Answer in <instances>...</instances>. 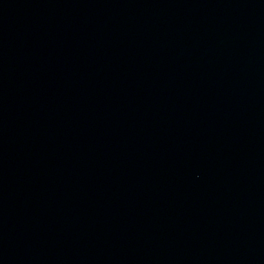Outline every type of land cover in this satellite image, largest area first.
Wrapping results in <instances>:
<instances>
[{
	"label": "water",
	"instance_id": "95a60500",
	"mask_svg": "<svg viewBox=\"0 0 264 264\" xmlns=\"http://www.w3.org/2000/svg\"><path fill=\"white\" fill-rule=\"evenodd\" d=\"M0 264H264V0H0Z\"/></svg>",
	"mask_w": 264,
	"mask_h": 264
}]
</instances>
